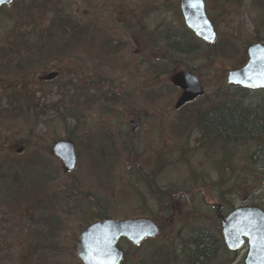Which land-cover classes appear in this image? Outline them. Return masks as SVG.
<instances>
[{
  "label": "rangeland",
  "instance_id": "obj_1",
  "mask_svg": "<svg viewBox=\"0 0 264 264\" xmlns=\"http://www.w3.org/2000/svg\"><path fill=\"white\" fill-rule=\"evenodd\" d=\"M210 3L213 9H210L209 14L219 34L217 44L222 47L226 43V54H210L207 59L208 54L197 52L193 57L185 59L186 65L195 66L203 76L206 88L205 94L189 105V108L179 111L174 109L179 91L165 84L170 78L164 74L159 77L147 76L145 92L138 90L137 84L141 77L124 75L126 81H133L132 95L141 106H145L144 117H149L142 120L138 131L135 132H145V140L142 143L134 138L135 136L131 139L125 138L126 141L117 136L122 132L121 128L128 127V130L132 131L129 117L138 110V104L133 99L130 102H122L123 92L118 90L114 92L115 97L112 100H94V95L105 92L99 88L94 90V42L87 36L71 43L70 50L63 56L53 51L51 53L50 49L48 53L47 48L38 51V61L41 65L49 64L53 67L51 69L56 67L61 71L64 69L57 82L49 84L37 81L34 85L31 72L18 74L14 72L13 67L7 68L11 71L10 75L0 76V103L3 108L0 113V148H6L0 155L1 264H84L77 254V240L81 230L97 220L100 213L105 214L103 218L127 219L143 216L145 209L149 213L154 211L155 200L144 196L148 189L145 187V181L143 182L145 172L142 166H146L148 171H153L154 152H159L160 149L164 152L161 158L164 183L182 180L183 175L190 174L187 163L192 164L196 173L207 170L210 174L212 192L210 195L207 193V199L210 202L219 200L215 191L219 173L214 169L212 162H206L204 151L197 149V140L190 142L196 151L192 153L189 162L180 161V152H177L178 155H172L179 145L186 143L185 138L178 136L180 129L176 118L188 116L193 120L195 118L196 122L199 109L202 111L212 99L218 101L216 88L226 80L229 70L245 63L247 57L244 51L249 43L258 40L257 26L263 15L255 0H227L224 6L221 3L222 7L216 5L214 0ZM62 4L67 14L82 20L83 23L94 18V0L92 3L91 0H63ZM15 11L5 8L0 13V45L8 37H15L17 34L16 23L20 20L18 12ZM51 14L52 12L47 18ZM199 52L202 53V49ZM75 69H78L77 73ZM120 80L123 81L122 76ZM4 81L8 83L3 84ZM156 81L161 87L160 91L151 92L153 89L149 87ZM10 83L18 84V89L21 85L26 88L19 93V99L14 103L16 106L31 100H28L29 83L30 88H40L41 92L36 93L37 98L34 99V102L38 101L35 109L28 111L27 107H23L22 111H7L11 107L8 106V96L4 95L7 92L4 85ZM228 96L242 104L239 106L246 107L249 104L255 106L257 101L263 100L264 92L249 94L228 86L220 99L227 103ZM100 111L105 113L100 115ZM97 116L105 117L103 121L98 122H102L101 127L114 130L115 134L110 132L115 135L116 141L104 140L101 137L109 129L98 128L94 122V117ZM143 124L145 128L142 127ZM154 128L161 129L164 135L162 140L154 139ZM94 132L97 133L95 140ZM67 137L74 140L78 151V164L70 173L65 172L62 160L51 152L56 140ZM18 144H26L23 154L17 155L14 147ZM252 144L242 145L236 158L235 154L229 153V160L233 158L234 161L235 158L241 161V169L236 171L241 177L237 186V201H245L246 197L250 198L254 193L264 192V162L255 160L253 165L248 164L256 148ZM142 145H146V152L142 151ZM227 151L226 149V153ZM254 157L257 158L255 155ZM243 169L247 172H243ZM227 178L231 180L225 187L229 193L234 190L232 185L236 174L228 173ZM40 180H43L41 187L37 185ZM36 190H39V193L35 194ZM250 200L255 201L254 198ZM182 201L186 202V208L191 205L187 200ZM162 203L164 209L170 210L164 198ZM202 214L203 212L199 218L193 217L188 208L177 220L163 223V228L168 232H162L156 240L146 241L140 246L122 238L119 244L127 254L124 264H137L135 259L140 255L145 258V264H186L182 250L184 242L192 234L191 226H206L215 236L221 234V223L213 218V208L210 220L205 221ZM166 233H169V237L165 236ZM243 253L244 249L241 251L242 255L239 252L237 263L234 264H242L238 260L244 258ZM217 256L211 264H227L225 261L230 263L233 258L232 254L226 256L221 249ZM169 258L174 259L171 262ZM154 260L158 262L154 263Z\"/></svg>",
  "mask_w": 264,
  "mask_h": 264
},
{
  "label": "flooded vegetation",
  "instance_id": "obj_2",
  "mask_svg": "<svg viewBox=\"0 0 264 264\" xmlns=\"http://www.w3.org/2000/svg\"><path fill=\"white\" fill-rule=\"evenodd\" d=\"M226 1L227 0H214L216 5L221 7V3L224 6ZM230 1L232 0H229V2ZM62 2L63 0H43L42 3H40L39 0H14L10 5L2 6L0 13L2 8L13 7L15 10L17 9V11L22 9H28V11L30 10V16L25 22L24 20L21 21V15L18 13V18L20 21L16 23V31H18V29L23 30L25 28L24 31L28 34L27 37H8L3 42V44L0 45V48H3L5 43H9L11 41H27L28 53L26 61L28 62L29 69L26 67L25 69H19L18 72H31L34 85L37 81L40 83L47 82L50 84L59 80V77L63 73L64 69L61 71L60 68L58 69L56 67L51 69L52 66L49 64L41 65L38 61V58L40 57L38 51L41 52L43 49L47 48L48 53H50L49 49L52 53V46L56 44L69 42L74 43L75 41H80L82 36L91 38V40L94 42V90L99 88L102 92H105H100L94 95V100H100L101 102H105V100H112L113 97H115V93L119 90L123 92L122 102L125 101L124 103H126L127 100L130 102L133 99V101L138 104V110L134 112L133 115L130 114L129 117V124L131 125L132 131L128 130V127L126 129L121 128L122 132L117 134L119 138H123L121 140H124L125 138L131 139V137L135 136L134 138H137V140L142 143L145 140V132L142 131L141 134H135V132L138 131L142 120L149 118L147 116L144 117V114L146 113L145 106H141L140 102L134 98V95H132L133 81H126L124 75H132L131 77L135 76L137 78L141 77L142 80L140 78L137 84L138 90L139 92H145L147 90V76L159 77L164 74L170 78V81L167 79L165 84H168V86L171 88L173 87L177 89L179 91V97L183 90L172 82V78L177 73L187 71L198 77L206 92L205 84L202 79L203 76L198 72L195 66L186 65L187 63L185 59L189 56L193 57L197 54V52L198 54H208L207 59H209L210 54H214L215 56H222V54H226V43H224L222 47H218L217 44L219 34L216 24L209 14L210 9H213V5L210 3L211 0H204V4L208 18L213 23L214 29L216 31V38L214 41H209L198 36L196 32L188 26L182 12V0H94V18L85 23H83L82 20H78L75 17L67 14L65 6L62 4ZM41 10L44 11L42 17ZM50 12H52V14L47 18ZM255 42H261L264 44V41L261 40H256L249 43L244 51V54L247 57L245 63H243L240 67H235L234 69L242 68L247 63L249 60L248 48L252 43ZM201 49L202 53L199 52ZM50 56L52 55L50 54ZM18 60L19 59H17V61ZM20 60L24 61L21 58ZM13 65H17V63H13ZM231 70H229V72ZM53 71L58 72V75L55 78H45L47 74ZM75 72L77 73L78 69H75ZM121 76L123 77V81L120 80ZM7 83V81H4L3 84ZM154 83L155 84L149 87L154 90H151V92L160 91L161 87L157 84L158 81ZM11 84L12 83L4 85L5 90H8V86ZM17 86L18 84H16L15 87L17 88ZM228 86L249 94L255 92H264V87L252 89L239 84H231L228 82V76L226 80L224 79L223 84L216 88L218 90L217 92L221 95ZM21 87L25 86L21 85L20 88ZM28 89L29 100L31 99L28 104L33 105L36 93L39 91L41 92V90L40 88L37 90L30 88V83L28 84ZM109 92L110 95L108 96ZM124 92H127V94ZM199 97L183 104L180 107H176V99L174 109L177 111L181 110L182 108L184 109L193 104ZM216 104H220L223 107L226 105V102L220 101L218 103L210 100L208 103H206L203 109L209 111L211 109L210 107H214ZM255 106L263 108L262 110H264V99L257 101ZM200 110L201 109H199L198 112H200ZM103 113L105 112L100 111V115ZM103 117L104 116L94 117V122L97 123L96 125L98 128L102 130L109 129L107 133L101 135V137L104 140L116 141L114 130L101 127L103 126L102 122H98L103 121ZM176 119L178 128L180 129L178 131V136L185 138L186 143L179 145L172 155H178L177 152H180V161L189 162L192 153L196 151L195 146L192 143L190 144V142L193 139L197 140V149H202L204 151L206 162H212V164H214V169H216L219 173L218 184L215 188L219 200L210 202L207 199L209 198L208 195H210L212 192L210 174L207 172V170H202V172L199 174L196 173L195 166L192 164L187 163L186 166L188 171H190V174H187L186 176L183 175L182 180L164 183L162 169L163 162L161 161V158L164 156V152L162 149H160L159 152H154L155 158L153 171H148L146 166H142L145 172L143 176V182L145 181V187L148 189L147 194L145 193L144 196L147 199L153 198L155 200L154 211L149 213L148 210L145 209L143 216H137L134 218H150L156 221L159 226V236L162 234V232H168L163 228L164 222L169 223L174 219L177 220L185 214V211H188V208L193 217L199 218L201 212H203L202 215L205 221L210 220L211 208H213V218L215 217L221 223L219 228L221 234L218 236L221 245L219 251L220 249L221 251H224L226 256L227 254L233 255L230 263L228 261L225 262L227 264L237 263V256L239 255V252L241 254V251L244 249V258L238 260V262L246 264V256L249 251L247 238L241 247L232 249L226 244L222 228L223 218L229 215V213H231L236 207L241 205H253L259 206L264 210V192L262 194H252L250 198H254V202H251L249 197H246L245 201L244 199L237 201V197L239 196L237 186L240 184L241 177L237 175L236 171L241 169L239 164L241 161H237L235 158L237 151L241 147V144L235 143L231 145V147L227 148L226 143L219 136H210V139L208 136H206L205 139L206 134L203 132L202 126L198 122V118H196V122L195 118L193 120L188 116H178ZM142 127L145 128V125L143 124ZM144 130L146 131L147 128ZM153 130L155 132L154 139L162 140L164 135L161 132V129L154 128ZM110 131H112L114 134ZM67 139L73 140L68 137ZM95 139H97V133L94 132V140ZM126 139L124 141H126ZM26 144L15 145L14 148L18 153L17 155L23 154L25 152ZM21 146L23 147V150L18 151ZM233 146L235 148L234 161L233 158H230V160L227 159V155L232 151ZM4 148L2 150H4ZM145 149L146 145L142 147V151L146 152ZM226 149L228 150L227 153ZM76 152L78 158L77 146ZM197 168L199 167H196V169ZM226 171H228V173L234 172L236 174V180L234 185H232L234 190L229 193H227L225 187L228 183H230L231 180L226 177ZM222 173L224 175H222ZM163 198L166 200V204L170 207V210L164 209V204L162 203ZM182 199L187 200V202H189L191 205L187 206L188 208H186V202H183ZM92 209L94 210V207ZM100 218L103 217H99L98 219ZM190 231L192 234L200 231L210 234V229L206 226H191ZM171 232H173V229ZM165 236L169 237V233H166ZM156 238L157 236L147 237L142 243L146 241H154ZM165 242L168 243V241ZM141 244H137V246H140ZM217 255L213 256V258L207 264H211L212 260L217 259Z\"/></svg>",
  "mask_w": 264,
  "mask_h": 264
},
{
  "label": "water",
  "instance_id": "obj_3",
  "mask_svg": "<svg viewBox=\"0 0 264 264\" xmlns=\"http://www.w3.org/2000/svg\"><path fill=\"white\" fill-rule=\"evenodd\" d=\"M14 0H0V9ZM182 12L186 23L196 34L206 40L214 41L216 31L208 18L204 0H182ZM249 60L239 69L229 72L228 82L247 88L264 87V44L252 43L248 48ZM58 75L53 71L45 76L52 79ZM172 82L183 92L178 97L176 107L204 94L200 80L191 72H180L173 76ZM21 146L18 151H22ZM52 152L64 164L65 171L76 168L78 158L75 143L67 138L55 141ZM223 234L226 244L232 249L241 247L247 238L249 251L246 264H264V210L258 206L241 205L223 218ZM159 233L156 221L150 218L115 217L100 218L87 225L77 240V254L84 264H120L124 250L119 246L121 238L126 237L134 243H141L146 237Z\"/></svg>",
  "mask_w": 264,
  "mask_h": 264
},
{
  "label": "trees",
  "instance_id": "obj_4",
  "mask_svg": "<svg viewBox=\"0 0 264 264\" xmlns=\"http://www.w3.org/2000/svg\"><path fill=\"white\" fill-rule=\"evenodd\" d=\"M255 1V4H257L259 10L263 15L261 21L259 22V25L257 26V37L258 40L264 41V0ZM11 8L15 9L13 7ZM4 9L5 8H2V11ZM29 11L28 9L17 11L19 15H21V21L24 20L26 22L28 20L30 16ZM41 11L42 17L44 11ZM24 29H18V31H16L17 34L15 35V37H27L28 34L24 31ZM71 46L72 44L70 42L56 44L52 46V51L60 55H64L65 52L70 50ZM27 47V41H11L9 43H5L3 45V48H0V69L5 68L0 70V76L10 75L11 71L7 69L9 67H13L14 72L18 74L19 69H25L26 67H28V62L26 61L28 53ZM20 58L24 61L20 60ZM17 59L19 60L17 61ZM13 63H17V65L13 66ZM15 86V84H11L10 86H8L7 92L4 93L6 97L8 96V106L11 107L8 108L7 111H9V109H14V111H22L23 107H27L28 111H31L32 108L35 109L36 102L33 106H30L27 102H25L21 106L14 105V103L19 99V93L26 89L25 87L17 89ZM217 95L219 97L217 102L219 103L220 101H222L220 99L221 95L218 92ZM212 101L214 100L212 99ZM239 105L242 104H240L234 98L228 96L227 103L223 107L220 104H216L214 105V107H210L211 109L209 111H206V109L200 111L198 115V122L201 124L203 132L206 134L205 139L206 136H208L209 139L211 138L210 136H219L223 141L230 143L228 147H231V145L235 143H239L241 144V146L247 143H253L252 145L256 146V148L249 158L248 164L253 165L255 160L264 162V110H262L263 108H259L256 106L253 107L250 104L246 107ZM2 112L3 108L0 103V113ZM17 117H20V115H17ZM234 146L232 147V154H235ZM2 149L3 148H0V155H2ZM254 155L257 158H255ZM36 157L37 155L35 153V158ZM227 159H229V153L227 155ZM244 169L243 172H247V170ZM225 174L227 177L228 171H226ZM16 180L18 181V179ZM42 183L43 180H40L39 182H37V185L41 187L43 186ZM37 185H35L36 189ZM37 193H39V190L35 191V194ZM41 194H43V190H41ZM103 216H105V214L100 213V217ZM220 246L221 245L218 236H215L212 232H210V234L201 231L195 232L194 234L190 235L189 238L184 242L182 255L184 261H186V264H207L213 258V256L218 254ZM173 259L174 258H171L170 261L172 262ZM126 260L127 254L121 264H124ZM135 261L137 262V264H145V258L141 257V255L137 259H135ZM157 262V260H154V263Z\"/></svg>",
  "mask_w": 264,
  "mask_h": 264
},
{
  "label": "bare ground",
  "instance_id": "obj_5",
  "mask_svg": "<svg viewBox=\"0 0 264 264\" xmlns=\"http://www.w3.org/2000/svg\"><path fill=\"white\" fill-rule=\"evenodd\" d=\"M226 143V147H228L230 145V143H227L226 141H224Z\"/></svg>",
  "mask_w": 264,
  "mask_h": 264
}]
</instances>
